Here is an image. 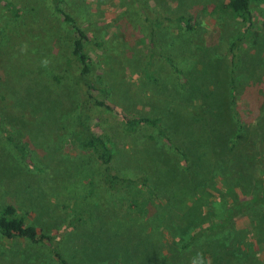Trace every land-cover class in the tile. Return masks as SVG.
Returning <instances> with one entry per match:
<instances>
[{
  "label": "rangeland",
  "instance_id": "rangeland-1",
  "mask_svg": "<svg viewBox=\"0 0 264 264\" xmlns=\"http://www.w3.org/2000/svg\"><path fill=\"white\" fill-rule=\"evenodd\" d=\"M227 2L144 0L149 20L166 10L195 24L185 31L164 23L150 43L148 23L132 0H63L58 8L88 37L83 51L91 62L90 92L75 82L73 31L54 11V0H0V209L12 206L25 225L51 237L32 245L0 236V264H59L52 248L66 264H143L137 258L142 251L153 253V264H171L164 261L170 254L173 261L181 254L180 264H198L208 246L215 264H264L260 205L244 207L224 231L187 249L182 235L197 228L186 230L176 226L177 217L168 218L184 198L196 199L198 182L206 193L199 199L206 205L192 213L199 228L221 219L233 202L245 205L254 186L264 187V154H250L264 131V0L249 2L245 21L225 8ZM237 40L231 68L228 50ZM255 100L262 113L256 119L249 106ZM228 101L244 116L232 147L227 140L240 125ZM196 113L205 118L203 126ZM120 115L158 124L130 132ZM202 128L206 132L198 134ZM88 132L109 149L110 174L135 184H105L99 161L82 147ZM166 139L181 148L198 146L201 165L190 171L189 187ZM232 153L258 159L239 172L241 185L229 182L227 171L249 159L231 161ZM141 178L152 197L136 182ZM147 202L154 209L148 218L137 211Z\"/></svg>",
  "mask_w": 264,
  "mask_h": 264
},
{
  "label": "trees",
  "instance_id": "trees-1",
  "mask_svg": "<svg viewBox=\"0 0 264 264\" xmlns=\"http://www.w3.org/2000/svg\"><path fill=\"white\" fill-rule=\"evenodd\" d=\"M63 0H54L55 2V8L54 11L61 17V21L68 25L69 28L73 31V38L71 40V46H70V57L72 59L73 62H75L78 66H79V72H78V76L76 77V83L78 85H83L86 90L93 92L95 90L94 88V84L91 82L90 80V74H91V62L89 60V58L85 55L84 51H83V42L88 40V37L86 36V34L79 28L76 20L71 17L70 15L66 14L65 12H63L62 10H60L58 8L57 5H59L60 3H62ZM133 3L136 6L137 12L140 15L144 14V19H146L145 21L148 23V40L149 42H153V33H154V29L155 28H160L162 24H170V23H175L176 26H180L181 28H183L185 31H191L194 28V23L192 22V19L189 17H185L183 15H178L173 14L172 16L169 14L168 11L166 10H161L159 12L160 13V18L158 20H149L146 16V12H143L144 8H145V4H144V0H132ZM251 0H228L227 4H225V8L228 9L231 14L233 16H235L236 18L240 19L241 21H245L248 17H249V2ZM7 8L9 9L11 6L9 4H6ZM151 9H149L148 14H151L152 12L150 11ZM163 11V12H162ZM148 19V20H147ZM250 28V27H249ZM237 42L232 43L230 45V48L228 50V60L230 62V66L232 68V60L235 54V50L237 48ZM233 50V51H232ZM155 54V53H154ZM165 61H167L168 63L170 62L169 59L167 57H164ZM149 64V60L147 61L146 65ZM176 72V71H175ZM231 74H232V69H231ZM232 83V78L230 77V86ZM97 90V89H96ZM231 91V89H230ZM261 100V98L259 99ZM233 101V100H232ZM247 101V100H246ZM258 100H255L253 103H250L249 106L254 107V118L256 119L258 114L261 115L262 113L258 111L257 113V107L259 106L258 103H256ZM94 106L96 107H100L103 109H106L108 111H111L113 113L119 114L117 111H115L113 108L109 107L108 105H106L104 102L100 101V100H93L92 103ZM229 104V110L231 111V115L234 118L236 124L240 125V127H237V130H235L233 132V136L232 134L229 136L227 142L228 144L232 147L234 145V141L237 138L238 134L240 133V129L242 127V125L244 124V116L242 115L241 118L239 117V113H238V108H234V104L231 101H228ZM248 104V102H247ZM202 117H205L206 114L204 112H200ZM242 113H245V111H242ZM198 116V118L200 119L201 116L196 113ZM124 126L127 130H129L130 132L135 131L138 127H140L143 124H148L151 126H156L158 124V120L154 119V120H149L147 118H143V117H138V118H128L125 115H120ZM253 118V120H255ZM205 118H201V123L203 122L202 120H204ZM203 126V123H202ZM215 129V127H214ZM212 129V127L210 128V131L212 130L214 134V137L216 136L215 134V130H217V128L214 130ZM204 131L206 132V130H204L202 128V131L200 130V132H198V134L204 133ZM259 135L256 136V140H255V146L253 145V149L254 152L250 153L254 156H256L257 158H259L260 156H263L264 154V131H260L258 132ZM214 140V138H213ZM262 141H263V145H262ZM166 142L168 143V145L173 149V151H175V153L180 157V160L182 161L183 165H184V171H186L187 173V177L188 180H186V182L183 184L185 187H189L191 185V182L193 181V179H189V177L191 176L190 171L196 167H199L201 165V161L200 158L198 157L197 153V149L198 146L194 147L193 144L191 147H186V148H181L180 146H178L177 144L173 143L171 140L166 139ZM82 147L85 149H89L91 150V152L93 153V155L96 157V159L99 161L100 165L102 166L101 171L103 172V177H104V182L105 184L108 185V187L110 188L112 185L113 186H119L121 184H130L133 183L135 184V181H131L129 179H125V178H121L118 179L116 176H113L110 174V163H111V154L109 152V149L107 148V146L105 145L104 140H102L99 137H96L94 135H92L90 132L87 133V136L83 139L82 142ZM230 157H232L233 159H231V161H235V162H240L239 160H246L247 158L248 163H246V165L244 164H240V163H236V164H231V168H233V172L231 170L227 171V175L229 176V178H227L230 181L234 182L235 185H241L242 183H244L243 179L241 178L240 173H247L249 171V169L252 167V162H255L256 157H247L245 155H236L234 153L229 154ZM258 155V156H257ZM205 157V156H204ZM203 157V158H204ZM203 158H201L203 160ZM264 158V156H263ZM252 161V162H251ZM260 166H262V164L259 162L257 163ZM260 168V167H259ZM255 169V168H254ZM237 173V175H236ZM256 181V179H255ZM136 182L140 183V185L143 188H146L147 190L149 189V187L147 186L146 180L144 178H141L139 180H137ZM197 185V186H196ZM195 185V191L198 193L196 199L194 200L192 198V196H190V198H184L181 202V209L176 213L171 214L170 217H177L176 218V226L178 227H186V230L189 229L191 227V229L197 228L195 231H193L191 234L188 232H184L182 236L186 237L185 241H183V245L182 248L187 249L189 246L193 245L194 243H196V241H198L201 238H204L203 236L206 235H211V234H215L216 232H221L224 231L225 228L227 227V225L229 224V222H231L232 220H234L236 217H238L241 213H244L243 210L247 207L250 206H255V205H260L261 207H263L264 209V187L262 186H254V189L251 191L248 199L246 200V204L245 205H241L239 204V201H235L231 204V206H229L228 208H226L223 211V215L221 219L218 220H213L212 222H210L209 224H205V226H201L199 228V224L196 223L195 219H196V213L192 216V213H194V211L197 209L198 206L200 205H206L205 202L203 201H199L200 198H204L203 196H206V193L202 192V185L198 182V184ZM228 185V184H227ZM259 185V184H258ZM112 186V187H113ZM200 192V193H199ZM149 195L152 197L153 193L152 191L148 190ZM196 195V194H195ZM198 201V202H197ZM149 202H147L143 207V210H137L140 214L143 213L144 215H146V218H148L149 216H151L154 213V209L152 208V206H149ZM245 207V208H244ZM167 213L166 210L162 209L160 211L161 216L163 217V214ZM134 215V214H132ZM138 215H134V217H137ZM166 217V216H165ZM139 219V221L141 222L142 218L137 217ZM0 236L6 240H25L27 242H29L32 245H37V244H43V243H48L51 242V237L43 234L40 230L30 226V225H25L23 220L19 217H17L15 215V210L12 206L7 205L4 206L0 209ZM139 249V248H137ZM219 248H217L216 250H218ZM215 250V249H214ZM142 251V250H141ZM213 249L210 248V246L207 247L206 249V255H202L200 256V260L198 264H215L216 262V258H215V254L212 253ZM52 254L54 255V257L56 258V260L58 261L59 264H66V262L62 259V257L57 253V251L55 250V248L51 249ZM204 252V250H203ZM183 254V253H182ZM226 254V250L223 249V254H222V258L227 259V257L225 256ZM227 255V254H226ZM205 256V257H204ZM170 254V256L168 258H164V261L168 263L171 262V264H180L178 263V261H180L179 259L182 258L181 254H178L175 258V260L173 261V257ZM139 259V262H143V264H153L154 260L152 258H154L153 253L151 251L144 252L142 251L139 256L137 257ZM206 259H208V261H206ZM172 260V261H171ZM222 262V259L221 261ZM221 264V263H219Z\"/></svg>",
  "mask_w": 264,
  "mask_h": 264
}]
</instances>
